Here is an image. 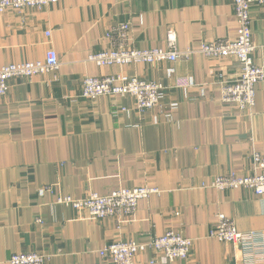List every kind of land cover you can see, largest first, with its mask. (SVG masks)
<instances>
[{
  "label": "crops",
  "instance_id": "crops-1",
  "mask_svg": "<svg viewBox=\"0 0 264 264\" xmlns=\"http://www.w3.org/2000/svg\"><path fill=\"white\" fill-rule=\"evenodd\" d=\"M251 15L255 62L264 66V3ZM121 22L131 24L130 47L166 48L173 27L178 47L196 52L155 65L89 61L111 48L107 32ZM236 30L232 0H59L0 14V66L43 59L49 49L60 60L56 71L12 79L0 97V264L32 251L46 255V264H113L100 254L105 245L168 229L194 244L189 258L167 264H244L236 247L210 231L224 213L240 231L264 233V196L203 183L230 171L249 174L253 153L264 154V80L253 109L224 103L221 82L238 78L239 63L198 51L202 41L234 39ZM117 73L165 85L160 104L140 112L130 95L82 96L85 77ZM178 77L191 84L177 86ZM121 187L158 192L128 217L95 219L57 202ZM154 257L147 251L136 264H162Z\"/></svg>",
  "mask_w": 264,
  "mask_h": 264
},
{
  "label": "built area",
  "instance_id": "built-area-1",
  "mask_svg": "<svg viewBox=\"0 0 264 264\" xmlns=\"http://www.w3.org/2000/svg\"><path fill=\"white\" fill-rule=\"evenodd\" d=\"M59 0H0V14L9 9L21 11L24 8H42L57 3ZM237 20L236 37L234 39H216L202 41L198 51L211 58L235 57L240 66V74L234 81L221 82L220 95L224 103H228L243 111L253 109L256 103L257 85L264 80V66L255 62L258 46L254 42L252 30L251 8L254 4H263L264 0H232ZM111 48L89 55L88 60L97 66H127L137 64L155 65L160 62H176L179 59L188 60L195 53L193 49H180L177 35L173 27H168L166 33V48L140 49L130 47L131 24L121 22L113 25L107 32ZM59 56L54 49H49L43 59L22 63H10L0 66V97L5 96L14 78L31 79L40 74L58 70ZM170 73H175L173 68ZM190 79L178 77L177 86H188ZM165 85L125 73L104 76H87L82 81V96L95 100L101 96L130 95L134 98L135 108L146 111L158 106L164 96ZM121 107V110H124ZM252 172L239 174L230 171L217 175L210 184L204 187H214L225 191L229 189H249L259 196H264V154L254 152L252 156ZM158 189L151 187H121L107 194L90 192L83 197L71 195L60 196L58 203L71 206L76 210H84L88 216L95 219L106 217H128L138 208L141 200L147 199ZM40 221V219H39ZM210 236L237 248L239 260L244 264H253L264 260V233L250 231L242 232L237 228L233 218L224 213H218ZM193 239L181 231L168 229L164 234L152 237L146 241L118 240L105 245L101 256L108 257L113 264H136V257L147 251L155 253L152 263L167 264L175 260L190 257L193 250ZM47 256L43 253L17 252L9 258V264H46Z\"/></svg>",
  "mask_w": 264,
  "mask_h": 264
}]
</instances>
